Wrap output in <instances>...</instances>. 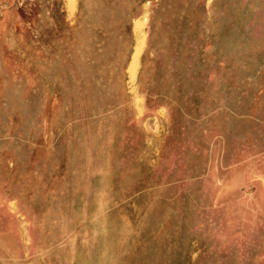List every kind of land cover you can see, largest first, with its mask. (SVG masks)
<instances>
[{
    "label": "rangeland",
    "instance_id": "374dc122",
    "mask_svg": "<svg viewBox=\"0 0 264 264\" xmlns=\"http://www.w3.org/2000/svg\"><path fill=\"white\" fill-rule=\"evenodd\" d=\"M0 264H264V0H0Z\"/></svg>",
    "mask_w": 264,
    "mask_h": 264
},
{
    "label": "bare ground",
    "instance_id": "6f19581e",
    "mask_svg": "<svg viewBox=\"0 0 264 264\" xmlns=\"http://www.w3.org/2000/svg\"><path fill=\"white\" fill-rule=\"evenodd\" d=\"M132 63V62H131ZM133 64V63H132ZM132 69H133V67H132Z\"/></svg>",
    "mask_w": 264,
    "mask_h": 264
}]
</instances>
